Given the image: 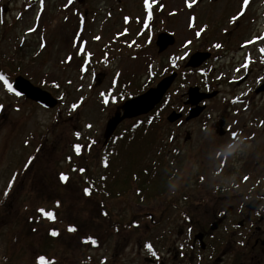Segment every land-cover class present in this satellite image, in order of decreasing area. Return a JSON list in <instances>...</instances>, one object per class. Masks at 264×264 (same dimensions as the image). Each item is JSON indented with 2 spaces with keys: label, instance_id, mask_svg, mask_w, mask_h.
I'll use <instances>...</instances> for the list:
<instances>
[{
  "label": "rangeland",
  "instance_id": "obj_1",
  "mask_svg": "<svg viewBox=\"0 0 264 264\" xmlns=\"http://www.w3.org/2000/svg\"><path fill=\"white\" fill-rule=\"evenodd\" d=\"M148 2L151 18L146 0H0V76L4 78L0 79V264H43L45 232L67 223V213L73 209L76 222L81 221L80 236H69L66 225L60 226L57 247L67 244L63 251L55 254L51 250L47 256L58 257L54 264H81L78 260L84 261L86 256L87 264H98L95 255H108L112 229L99 240L98 248L80 246V237L92 239L100 216L82 196L87 184L80 186L79 181L87 163L94 176H101L108 146L106 123L125 100L155 87L172 71H180L154 110L153 118L160 123L151 127L159 133L158 143L164 151L171 146L170 135L179 134L178 152L186 151L179 155L189 154V158L193 154L189 150L201 139L202 126L225 115L226 103L252 86L237 87L222 79L221 87H217L221 94L208 103V120L169 123L167 117L172 111L187 113L188 89L204 86L200 71H185L190 56L212 51L211 65L216 72L212 70L209 81L214 85L217 75H229L247 54L261 73L264 0ZM163 33L174 36L175 43L160 53L155 43ZM240 43L244 48H239ZM18 76L50 92L58 105L48 109L17 93L13 84ZM256 101L259 112H264V94ZM237 108L227 110L235 112ZM131 122H124L122 134L133 125ZM189 131L193 133L191 139L186 136ZM112 139L107 158L117 155ZM186 139L191 142L185 143ZM143 165L144 161L140 167ZM191 171H195L194 165ZM58 174L68 181L74 179L80 190L65 191ZM137 190V186L131 187L125 196L132 216L139 213L137 196L141 195ZM141 194L147 201L148 195L144 191ZM57 196L69 203L55 201ZM123 197L110 196L105 208L116 213ZM115 216L120 224L114 229L117 239H128L131 230L117 220L123 217ZM138 234H133V242H137ZM149 234L153 243L157 241L155 231ZM147 236L149 241L144 243L151 241L148 232Z\"/></svg>",
  "mask_w": 264,
  "mask_h": 264
},
{
  "label": "flooded vegetation",
  "instance_id": "obj_2",
  "mask_svg": "<svg viewBox=\"0 0 264 264\" xmlns=\"http://www.w3.org/2000/svg\"><path fill=\"white\" fill-rule=\"evenodd\" d=\"M244 46L239 44V48ZM208 52L210 57L202 66L185 67V71H200L204 86L198 88L215 95L200 103L205 109L190 121L186 118L191 106H187V113L180 111L183 117L179 123L208 120V103L221 94L217 87H221L222 79L237 87L252 86H246L232 102L226 103L225 115H219L213 124L202 126L201 139L189 150L196 155L189 158L188 153L179 155L186 153L178 152L179 134L170 135L171 146L164 151L155 131V139L148 141L151 146L144 150L142 158L144 165L139 175L144 187L136 191L141 195L137 196L139 213L132 216L133 212L127 208L125 196L131 189L123 195L122 207L112 213L113 218L123 217L117 220L131 230V237L117 239V232L112 229L108 239L111 251L108 255H95L98 264H264V112H259L256 101L264 94L257 91L264 83V66L259 73L258 64L252 63L251 54H247L240 64L232 67L229 75L224 78L217 75L214 85L209 81L212 70L216 72L211 65L214 54ZM231 106H238L236 113L228 112ZM192 135L191 131L186 134L189 139ZM189 139L185 143L191 142ZM164 152L166 162L162 161ZM109 157L111 161L115 159L114 155ZM192 165L195 171H191ZM142 191L148 195L147 201ZM116 192L109 190L110 196L120 194ZM137 231V242H133L132 236ZM151 231L157 237L154 243ZM147 232L151 241L144 243L143 240L149 241Z\"/></svg>",
  "mask_w": 264,
  "mask_h": 264
},
{
  "label": "trees",
  "instance_id": "obj_3",
  "mask_svg": "<svg viewBox=\"0 0 264 264\" xmlns=\"http://www.w3.org/2000/svg\"><path fill=\"white\" fill-rule=\"evenodd\" d=\"M129 88V87H127ZM126 88V90H128ZM161 105V104H160ZM160 105L158 107H160ZM158 107L155 109V111L158 109ZM154 111L146 116L138 117L136 119H133L131 124L137 125L134 129H127L124 134H122V130H118L116 134H114V137L112 139L113 143H116V156L113 161L110 160V157L107 158L108 149L110 148V142L107 146V149H105L104 153V161L101 163L103 167L101 168V176H94L92 174V171L90 172L88 163L86 164V168L83 167L82 171L85 170L82 174L85 175L87 171L89 170V173L83 176L80 175L79 185L82 186L83 183L87 184L83 188V197L85 198V201H87L88 205L92 208L93 211L98 210L100 216L98 220V229L94 235H92V239L88 237L81 238V247L85 245V248L90 246V244L93 241H98L101 238L106 236V233L110 229H117L118 230V224L115 222V218L112 217V213L105 208V204L110 197L109 190L115 189L117 190V194L115 197L123 196L128 189H131V187L137 186L138 189L143 188V180L142 176L139 175L142 173V169L140 167V164L142 162V158L144 156V150H148L151 144L148 143V141L154 140V134H155V128L151 127L155 124L160 123V121H157V119H154ZM152 115V121L150 119ZM148 124V125H147ZM125 130V129H124ZM121 134V135H120ZM102 161V160H101ZM113 165V168H112ZM139 170L140 173H139ZM83 176V177H82ZM58 177L61 179V175ZM58 179V178H57ZM134 180V181H133ZM62 181V180H61ZM133 181V182H132ZM62 187H65V191H70L74 189L80 190L79 187L76 186V183L74 179L62 181ZM140 182V183H139ZM155 186H153L152 189H154ZM89 190L90 195L85 194V190ZM55 198V197H54ZM57 200H64L69 203V200L62 198V196H57ZM70 209V208H69ZM68 209V210H69ZM76 211V209H73L72 213ZM68 211L67 213V219L69 220L67 223L61 222L57 227L53 229V227H50L48 229V233L45 232V251L41 254L44 256L43 264H46V256L49 254L47 252H51V250H54L55 254H57L60 250H64L66 244L64 246L57 247V242L55 240L61 241V238L56 239V235L53 236L52 233L56 231H59V227L66 225V230L69 228H75L76 230L74 232H66L69 234V236H80L78 227L80 226V223H77V218ZM117 224V225H116ZM57 225V224H56ZM52 228V229H51ZM58 233V232H57ZM64 233V236L67 237V234ZM49 238V239H48ZM49 241V242H48ZM91 247V246H90ZM92 248V247H91ZM64 253V252H63ZM67 253V252H66ZM73 254V253H68ZM58 258L55 257H49L50 264H54L53 261ZM52 260V261H51ZM88 260V256L85 257L84 261L78 260L81 264H85ZM42 264V263H40Z\"/></svg>",
  "mask_w": 264,
  "mask_h": 264
},
{
  "label": "water",
  "instance_id": "obj_4",
  "mask_svg": "<svg viewBox=\"0 0 264 264\" xmlns=\"http://www.w3.org/2000/svg\"><path fill=\"white\" fill-rule=\"evenodd\" d=\"M174 43V36L165 33L159 35L156 40V45L160 53ZM209 57L210 53L196 52L191 55L185 67L198 68L206 60H208ZM176 78L177 72H174L164 77L155 87L148 89L146 92L136 97L126 100L121 105L120 110L115 112V114L111 116L106 123L104 133L105 144L108 143L109 139L113 136L122 122L147 115L152 112L163 101L166 93L171 88ZM14 88L18 93L24 95L27 99L36 102L45 108L50 109L58 105V100L50 92L41 87L35 86L31 81L27 80L23 76L15 78ZM257 91L260 93L264 92V84H262ZM214 95L215 94L202 93L198 87L189 88L185 104L187 106H191L192 109L187 116L186 121H190L199 116L205 109V106H201L200 103L205 99L213 97ZM182 117V113L174 110L168 115L167 120L170 123H174Z\"/></svg>",
  "mask_w": 264,
  "mask_h": 264
},
{
  "label": "snow or ice",
  "instance_id": "obj_5",
  "mask_svg": "<svg viewBox=\"0 0 264 264\" xmlns=\"http://www.w3.org/2000/svg\"><path fill=\"white\" fill-rule=\"evenodd\" d=\"M247 2V0H245V3ZM189 6H191V5H189ZM146 9H148V12H149V18H151V4L148 2V0H146ZM147 26V25H146ZM198 35H199V33H198ZM217 47H219V45H217ZM0 79H4L2 76H0ZM11 90V89H10ZM105 103H107V100L105 101ZM76 151H77V154H79V151H80V149H79V147H77V149H76ZM61 180L62 181H66L67 180V177L66 176H61ZM11 186V185H10ZM7 194V193H6ZM85 194L86 195H90V192H89V190H85ZM49 218H51V216L49 217ZM76 229L75 228H69V231L70 232H74ZM52 235L53 236H55V235H57V233H55V232H53L52 233ZM150 247V246H149ZM153 255H155V253H153Z\"/></svg>",
  "mask_w": 264,
  "mask_h": 264
}]
</instances>
